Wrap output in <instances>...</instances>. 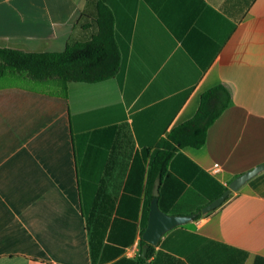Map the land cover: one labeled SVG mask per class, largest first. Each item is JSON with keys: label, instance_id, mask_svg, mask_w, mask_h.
Returning <instances> with one entry per match:
<instances>
[{"label": "crops", "instance_id": "crops-1", "mask_svg": "<svg viewBox=\"0 0 264 264\" xmlns=\"http://www.w3.org/2000/svg\"><path fill=\"white\" fill-rule=\"evenodd\" d=\"M102 1L114 77L0 85V264H264V170L139 259L156 148L203 92L232 99L203 147L173 155L160 209L201 212L264 163V0ZM96 15V0H0V46L63 51Z\"/></svg>", "mask_w": 264, "mask_h": 264}, {"label": "trees", "instance_id": "trees-1", "mask_svg": "<svg viewBox=\"0 0 264 264\" xmlns=\"http://www.w3.org/2000/svg\"><path fill=\"white\" fill-rule=\"evenodd\" d=\"M97 15L86 29V39L71 40L63 51H24L0 46V78L7 71L25 73L37 81L58 78L67 82L95 83L114 77L121 66V56L114 31L113 12L102 0H96ZM85 15V13H83ZM230 90L220 84L202 93L195 115L174 127L156 148L151 165V182L162 181L169 172L173 155L184 147L201 148L208 130L229 106ZM231 196H228L227 201ZM203 214L197 210L195 219ZM146 242L142 240V245ZM153 246L149 245L144 262ZM264 260L257 257V261Z\"/></svg>", "mask_w": 264, "mask_h": 264}, {"label": "water", "instance_id": "water-1", "mask_svg": "<svg viewBox=\"0 0 264 264\" xmlns=\"http://www.w3.org/2000/svg\"><path fill=\"white\" fill-rule=\"evenodd\" d=\"M262 170H264V163L236 177L220 197L201 209V213L206 214L220 207L232 192L237 191L243 184H245L249 179L254 177ZM158 195L159 181L156 182L153 191V199L150 205L148 225L142 235L143 240L146 242V245L142 250V257H145L147 255L149 245H157L162 236L167 231L176 226L184 225L187 222L194 220L196 215H171L162 211L159 207Z\"/></svg>", "mask_w": 264, "mask_h": 264}, {"label": "rangeland", "instance_id": "rangeland-1", "mask_svg": "<svg viewBox=\"0 0 264 264\" xmlns=\"http://www.w3.org/2000/svg\"><path fill=\"white\" fill-rule=\"evenodd\" d=\"M8 75H10V76H14V77H10V76H8ZM6 76H8V77H6ZM26 76V74L25 73H19V72H15V71H7L6 73H5V75H3L1 78H0V85L1 84H4V83H6V82H9V83H11V82H13L14 80H16L15 82H13V83H19V82H22V80H25V77ZM29 78V77H28ZM29 80H32V82H35V80H33V79H29ZM37 81V80H36ZM38 82V81H37Z\"/></svg>", "mask_w": 264, "mask_h": 264}, {"label": "built area", "instance_id": "built-area-1", "mask_svg": "<svg viewBox=\"0 0 264 264\" xmlns=\"http://www.w3.org/2000/svg\"><path fill=\"white\" fill-rule=\"evenodd\" d=\"M213 170H214L215 172H218V171L220 170V166H219V165L214 166Z\"/></svg>", "mask_w": 264, "mask_h": 264}]
</instances>
